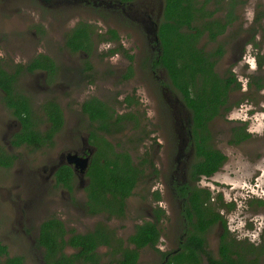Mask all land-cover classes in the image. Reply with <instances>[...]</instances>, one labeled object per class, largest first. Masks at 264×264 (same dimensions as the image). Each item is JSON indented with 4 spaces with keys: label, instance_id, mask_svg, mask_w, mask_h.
Returning <instances> with one entry per match:
<instances>
[{
    "label": "flooded vegetation",
    "instance_id": "flooded-vegetation-1",
    "mask_svg": "<svg viewBox=\"0 0 264 264\" xmlns=\"http://www.w3.org/2000/svg\"><path fill=\"white\" fill-rule=\"evenodd\" d=\"M204 1L192 3L200 8ZM228 3L223 17L215 16L206 3L211 14L197 12L193 37L198 47H203L202 37L215 43L214 48H204L214 70L226 60L230 69L220 76L236 79L232 66L245 58L244 45L234 47L236 53L227 52L233 38L226 36L233 22H227V14L231 4L232 12L245 4ZM261 5L263 14L254 6L251 19L244 18L241 25L248 30L242 31L243 39L251 47L259 46L258 36L264 38V1ZM164 6L165 0H0V264L13 257L22 264H122L128 249L137 253L131 264H138L146 248L158 254L156 264H163L183 250L192 228L187 212L195 222L197 203L205 207L194 198L196 188L208 189L199 181L211 177L225 161L213 174L197 178L194 114L158 63ZM84 8L94 16L99 13L96 18L102 21L107 16L125 20L130 39L121 60L114 62L118 49L110 48V66L95 60L100 42L123 47L118 35L122 30L108 25L101 31L84 19ZM204 19L220 20L225 26L222 31L219 25L209 26L215 32L211 38ZM56 26H61L57 38L45 40ZM81 30L87 36L76 32ZM224 34L227 39L220 40ZM255 56L261 68L263 58ZM143 58L152 83L141 71L145 78L128 92L135 60L141 64ZM246 85L249 88L250 81ZM138 87L158 95L159 125L147 113L142 95L134 92ZM139 145L143 151L135 160L132 153ZM258 196L257 201L264 200V193ZM145 223L155 226L157 240L137 246L131 237L137 225ZM221 223L212 226L220 228L214 250L206 245L216 258L224 233ZM166 226L172 242L165 235ZM85 236L94 240L87 253L94 261L83 260ZM261 237L264 234L254 243ZM231 238L236 239L229 231L226 239ZM163 242L165 248L160 246ZM203 264L209 263L204 259Z\"/></svg>",
    "mask_w": 264,
    "mask_h": 264
},
{
    "label": "rangeland",
    "instance_id": "rangeland-1",
    "mask_svg": "<svg viewBox=\"0 0 264 264\" xmlns=\"http://www.w3.org/2000/svg\"><path fill=\"white\" fill-rule=\"evenodd\" d=\"M242 1L245 5L244 7L237 6L235 11L233 10V16L235 17L226 33L227 38L233 37L230 43L232 50L227 48V52L236 53L237 51L234 50V47L237 48L240 45H244L243 53L245 58L240 57L238 62L232 66L237 81L241 82V87L240 89L231 91L226 105L222 107L221 114L213 118L208 124L210 134L209 142L227 157L222 167L216 173L211 177L202 178L199 183L207 187L212 197L215 198L213 206L223 213L230 233L234 235L238 241L257 242L260 239V235L264 234V205H260L257 201V199L260 198L258 195L264 193V38L263 36H258L257 43L259 46L251 47L250 44L244 42L243 38L245 35L243 36L244 32L242 31L244 30V34H246L248 30L243 29L241 25L244 23V18L251 19L254 6L256 10L260 9L261 14H263V5L261 4L264 0ZM228 2H230V0H209L207 2V7L216 11L215 16L223 17L225 9L229 4ZM257 2L260 4L259 7L256 5ZM82 10H84L82 11L85 17L84 19L91 21V23L98 26L101 31L108 25L118 30L121 28L122 30L121 33L118 32V35L123 47L120 48L118 42L115 44L112 43L110 47H107V44H104V42H100V46L96 48L97 53L94 56L96 58L95 60L104 67L105 65L110 66L109 56L106 51L108 48L118 49L114 51V54L112 53L115 58L114 62L121 60V57L124 55L122 53L125 51L128 53V39H130L128 28L125 27V20L116 18L115 16V19L107 16L108 18L106 17L103 19L107 23L106 24L101 19L96 18L99 13L96 12L94 16L93 10H88L86 8ZM75 11H77V9ZM72 12L74 11L72 10ZM72 22H74V20ZM125 28L127 30H125ZM60 29L61 26L53 27L50 32L51 36L46 34L44 39L54 41ZM95 36L94 34L93 37ZM223 38H225V34L220 36L219 39L221 40ZM202 39L204 40V37H202ZM248 39H250V37ZM203 40H201L203 48H214L215 43L208 42L207 40L203 42ZM256 53L261 54L263 58L261 68H258L259 66L257 67ZM74 56L78 57V54L75 53ZM139 61L140 60L136 62L135 60L136 65L132 69V81L129 82L128 92H130L131 87L133 88L137 84V80L146 77L149 79L150 85L152 83V80L148 77V74H146V58L141 60V64L138 63ZM116 63L120 64L119 62ZM229 69L230 64H228L226 60L218 62L217 72L219 74L224 72L223 74L225 75L228 73ZM141 71L144 72L145 77ZM246 80L254 83L260 82L262 87L257 88L256 84H254L253 86L248 85V88ZM134 92H139L142 95L144 103H147L149 107L147 113L150 117H152L153 114L152 120L155 122L158 121L159 125L162 118H160L158 111H155V109L159 108V103L157 101L158 95L155 97V92L153 93V91H151L150 93V91H145L141 87L134 89ZM71 100L72 99L69 98V101ZM239 126L244 127L245 131L250 135L237 144L231 143V129L232 127ZM64 130L62 132H67V128L66 131ZM151 134L155 135L153 132H151ZM137 148L134 149L132 153L135 160L136 156L138 158L141 157L143 151L140 145L137 146ZM219 197H221V199ZM221 202H223L224 205H231V207L228 209L226 206H220ZM131 211H133L134 214L138 213L135 208H131ZM166 227L165 235L167 239L172 242L174 236H172L169 227ZM219 231V226H215L210 228L206 234L208 247L212 250H214L213 247L216 243L215 238ZM167 239L164 236L165 242ZM163 243L160 244V246L165 248L166 243ZM155 258H158V254L146 248L141 252L138 264H153V261L156 264L157 260L155 261Z\"/></svg>",
    "mask_w": 264,
    "mask_h": 264
},
{
    "label": "trees",
    "instance_id": "trees-1",
    "mask_svg": "<svg viewBox=\"0 0 264 264\" xmlns=\"http://www.w3.org/2000/svg\"><path fill=\"white\" fill-rule=\"evenodd\" d=\"M194 1V0H193ZM197 2L199 0H196ZM209 0H205L200 8H197L192 0H165L163 20L160 23L159 35L163 47V52L160 55L159 64L166 69L168 76L173 81L174 85L181 92L183 100L194 114L195 142L197 158L193 164L195 173L211 175L219 166L226 160V156L217 148L213 147L209 142L210 134L208 129L209 122L221 114L222 107L226 105L229 98V91L240 88V84L234 76L222 77L214 70V63L209 58L203 47H198L196 38L193 37L196 26L194 18L197 12H201L202 16L210 15V11H206L205 4ZM234 3V2H232ZM195 8H194V7ZM232 6V4H231ZM231 6L227 16V22L230 23L233 19ZM204 9V10H203ZM196 12V13H195ZM204 19V25L210 30V37L214 38L215 32L211 30L212 25H219V31H222L225 23L220 20H213V23H208ZM183 26H186L185 30ZM205 30L202 28L198 33ZM80 35L87 36L85 30L76 31ZM113 36H116L114 30H110ZM76 35V34H75ZM87 39V37H85ZM83 38L79 39V43H83ZM79 47L85 48L79 45ZM76 49L75 47H73ZM208 54V57L206 56ZM257 88L262 87L260 82L254 83ZM226 109V108H225ZM228 110V108H227ZM56 121V120H54ZM55 128L60 126L59 122H55ZM198 129V131H197ZM231 143H239L250 134L247 133L244 127H232ZM129 160V156H128ZM195 199L202 200L201 204L205 207L200 209L199 203L196 205V221L192 219V215L187 212L189 225L192 226L188 230V241L184 244L183 250L175 255H170L168 260L163 264H203L205 259L209 264H264V238L261 237L260 242L254 243L251 241H238L235 238L226 239V234L229 232L225 219L216 210V207L211 205L212 198L209 189L196 188ZM221 199V197H219ZM222 201V200H221ZM259 204H264V200H258ZM220 206H226L228 209L231 205H224L221 202ZM202 208V207H201ZM224 233L219 237L218 254L216 258L210 249H206L205 232L214 225H219ZM147 225H137L136 234L131 237V240L137 246H143L147 243L153 244L157 240V230L151 223ZM84 261H94L92 252L94 240L90 236L83 237ZM9 257H7L8 259ZM137 253L135 250H129L126 255V261L122 264L135 263ZM6 264H22L18 257L8 259Z\"/></svg>",
    "mask_w": 264,
    "mask_h": 264
}]
</instances>
